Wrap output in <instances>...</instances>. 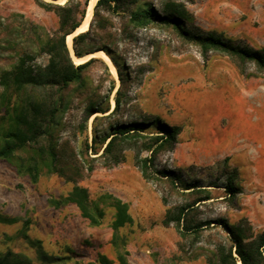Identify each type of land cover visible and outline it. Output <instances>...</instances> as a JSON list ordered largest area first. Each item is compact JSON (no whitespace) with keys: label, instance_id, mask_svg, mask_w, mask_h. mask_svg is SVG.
Instances as JSON below:
<instances>
[{"label":"rangeland","instance_id":"obj_1","mask_svg":"<svg viewBox=\"0 0 264 264\" xmlns=\"http://www.w3.org/2000/svg\"><path fill=\"white\" fill-rule=\"evenodd\" d=\"M165 1L138 0L134 10L149 6L160 11ZM172 1L184 4L192 15L189 29L194 26L204 34L214 31L255 49L264 47V0ZM102 16L112 24L107 37L92 35L84 48L97 51L107 45L120 65L123 81L120 83L117 74L113 75L94 56L96 61L84 70L80 81L65 89L28 88L15 95L0 85V127L6 123L7 110L20 98L50 96L59 111L48 125L57 126L51 129L49 138L41 137L40 143L42 146L48 141L57 143L59 150L69 154L78 150L83 141L90 145L93 134H102L112 123L142 122L157 117L170 126L181 127L176 143L162 150L154 162L156 169L172 170L179 179L174 187L164 182L156 185L146 182L133 166V152L127 151L121 164L111 168L97 164L88 177L77 183L87 189L91 201L103 210L98 226H90L81 217L74 219L80 233L65 240L59 237L65 229L59 226L62 215L49 210L48 228L36 230L31 229L35 224L34 210L27 209L24 216L14 217L15 224L0 225V252L23 254L34 264H96L100 252L116 258L124 251L131 264H207L206 258L214 245L227 242L222 227L211 223L197 234L180 237L173 224L164 227L162 220L167 210L208 196L187 212V223L223 220L235 225L246 219L255 232L264 231V72L254 74L250 69L253 76L240 75L227 57L211 52L204 60L196 46L181 40L170 27L152 23L134 26L125 14L102 12ZM31 25L52 33L58 19L53 12L39 8L34 0H0V73L10 69L15 50L36 51ZM46 60L43 53H34V64L38 67H44ZM117 90L120 103L114 115L93 114L85 119L88 100L110 109ZM148 131L155 130L150 127ZM94 149L100 152V144ZM87 153L94 156L90 150ZM231 168H236L239 174L236 183L239 192L234 197H229L222 187L225 172ZM22 179L28 180L0 160V186L14 188L18 194L0 203L1 208L14 204V213L18 212V206L23 211L28 203ZM194 182L198 187L186 189V184ZM72 186L43 170L35 195L31 192L30 198L38 200L40 194L46 195L47 200H59ZM105 194L127 204L132 223L112 230L115 211L102 199ZM1 212L6 216V212ZM74 214L66 212L69 216ZM32 231L42 239L40 244L31 242Z\"/></svg>","mask_w":264,"mask_h":264},{"label":"trees","instance_id":"obj_2","mask_svg":"<svg viewBox=\"0 0 264 264\" xmlns=\"http://www.w3.org/2000/svg\"><path fill=\"white\" fill-rule=\"evenodd\" d=\"M54 1L56 0H34L39 8L46 12H53L58 19L57 28L52 33L38 30L36 26L31 25L35 35L36 51H34L43 53L47 57L44 67L34 64L33 50L17 49L10 69L0 73V85L11 90L15 95L21 94L28 88L65 89L70 84L79 82L84 70L96 61L95 58H90L76 65L65 42L66 36L81 24L89 0H67L63 4L53 3ZM137 3L138 0H97L88 30L78 33L71 40L72 55L81 58L95 52V50L84 48L92 35L100 39L107 37L106 32L112 24L109 18L102 16V12H105L109 15L125 14L128 16V22L134 26L143 27L152 23L156 26L170 27L181 40L196 46L204 60L210 52L227 57L240 75L253 76L264 72V47L255 49L243 41L226 39L214 31L204 34L194 26L189 29L192 15L182 3L166 0L160 11L149 6L134 10ZM98 50L103 51L110 58L121 83L123 78L120 65L108 46L103 44ZM250 69L254 74L249 72ZM119 103L118 90L115 91L113 107L110 109L101 106V103L94 104L88 100L84 108L85 119L93 114H105L104 117H111L117 112ZM58 111L59 106L51 101L50 96L36 99L26 95L24 99L20 98L18 103L7 110L6 123L2 128L0 127V160L9 163L19 175L28 177L33 184L38 182L42 171L46 170L47 173L55 174L73 185L71 190L59 200L49 199L50 206L58 208L72 204L90 226H98L103 217V210L91 201L87 189L78 186L77 183L88 177L97 164L106 168L121 164L125 160L127 151L133 152V166L146 182L154 185L164 182L171 187L176 185L179 179L178 174L165 168L158 170L154 162L162 150L176 143L177 136L181 132L180 126H170L157 117L142 122H115L110 124L102 134L94 133L90 145L83 141L78 150L68 154L59 150L57 143L48 141L43 146L40 143V138L43 136L49 138L51 129L57 126L54 124L51 127L48 122ZM150 127L155 131H148ZM98 143L101 147L100 152L94 149ZM88 150L92 151L93 157L89 156ZM225 175L226 179L222 187L229 197H234L239 192L236 186L239 181L238 170L227 169ZM186 185L188 187L186 189L198 187L195 182ZM102 199L106 200L115 211L111 225L113 231L132 223L126 203L108 194L103 195ZM207 199L208 196L199 197L191 204L167 210L162 225L168 227L173 224L179 236L183 237L188 233L197 234L201 228L216 223L226 233L227 242H218L214 245L210 257L206 258L207 264H264V231L255 232L246 219H241L235 225H230L223 220L202 223L185 221L187 212L193 210L196 203ZM162 203H166L165 198H162ZM15 222V218L0 214V224ZM116 260L118 264H129L126 251L118 253ZM96 261L98 264H114L102 254H97ZM0 264L34 263L23 254L7 250L0 252Z\"/></svg>","mask_w":264,"mask_h":264},{"label":"crops","instance_id":"obj_3","mask_svg":"<svg viewBox=\"0 0 264 264\" xmlns=\"http://www.w3.org/2000/svg\"><path fill=\"white\" fill-rule=\"evenodd\" d=\"M26 178L28 180L22 179V181H24V185H25L24 192L26 193L27 203L28 204L25 206L23 211L21 210L20 206H18V212L17 213H14V211H15L14 210V207H15L14 204H13L12 207L6 205L3 208L0 207V210H2L1 213H5L6 212L7 213L6 216L14 218V217H19L20 215L24 216L26 214V210L27 209H33L34 213H32V217H34L35 224L32 226L31 229L34 228L36 230H39L40 228L41 229L42 228H45V229L48 228V222H47L48 220L46 218V212H48L49 210H55L56 214L58 216L62 215L61 223H59V226L60 227L61 226L65 227L63 232L62 231L60 232L59 237L65 239V240L66 239H70L71 240L73 235H75L77 233H80V226H76L75 222H74L75 220H77L78 218L81 217V216H79L80 213H79L78 209L72 204L60 206L58 208L52 207L48 203L46 195L41 196L40 194H37L38 200L36 198H34V197H32V200H31V198H30L32 196L31 192H34V195H35V187H36L37 183L33 184V183L30 182L28 177H26ZM20 179L21 178H18V176H17L16 180L20 181ZM13 190L6 189L3 186H0V203H4V201H9V199H11L10 196L18 195L15 192L16 189L13 188ZM21 197H23V194H22ZM69 205L74 206L77 210L75 208L69 206ZM68 211H72L75 214L73 216L66 215V212H68ZM77 211H78L79 214L77 213ZM15 223H13V224H15ZM13 224H8V225H13ZM0 225L2 226V225H6V224H0ZM30 234L34 238V239L31 240V242H35L36 244L37 243L38 244L41 243L42 239H40L38 236H36V234L33 231L30 232ZM71 249H73V251L76 252V249H74V248H71ZM99 254H102V255L106 256L108 259L112 260L114 262V264H118L116 258H114V256L112 254H106L104 252H100ZM95 262H96V260H95ZM128 263H129V261H128ZM129 264H131V263H129Z\"/></svg>","mask_w":264,"mask_h":264},{"label":"bare ground","instance_id":"obj_4","mask_svg":"<svg viewBox=\"0 0 264 264\" xmlns=\"http://www.w3.org/2000/svg\"><path fill=\"white\" fill-rule=\"evenodd\" d=\"M63 1L64 0H56L54 2L55 3H63ZM96 1L97 0H89L88 5L86 7V13H85V16H84L81 24L76 28L74 33L66 36L65 42H66L67 48L69 49L70 53H71V48H72L71 47V40H72L74 35H76L78 33H81V32H84V31L87 30L89 22H90L91 17H92L93 7H94ZM94 56L97 57V58H100L109 67L110 72L113 75H116L115 68H114L110 58L101 50H99V51L97 50V51H95V52H93L91 54L85 55V56H83L81 58H76L71 53L72 60H73V62L75 64H81V63L85 62L86 60H88L90 57H94ZM112 107H113V102L111 103V108Z\"/></svg>","mask_w":264,"mask_h":264},{"label":"water","instance_id":"obj_5","mask_svg":"<svg viewBox=\"0 0 264 264\" xmlns=\"http://www.w3.org/2000/svg\"><path fill=\"white\" fill-rule=\"evenodd\" d=\"M53 3H55V2H53ZM88 27H89V25H88ZM87 30H88V28H87ZM87 30H86V31H87ZM74 31H75V30H74ZM74 31H73L72 33H74ZM72 33H70V34H72ZM70 34H69V35H70ZM76 35H77V34H76ZM76 35H74V36H76ZM74 36H73V37H74ZM71 53H72V48H71ZM90 58H92V57H90ZM90 58H89V59H90ZM89 59H88V60H89ZM88 60H86V61H88ZM86 61H85V62H86ZM83 63H84V62H83ZM76 65H77V64H76ZM239 264H240V263H239Z\"/></svg>","mask_w":264,"mask_h":264}]
</instances>
